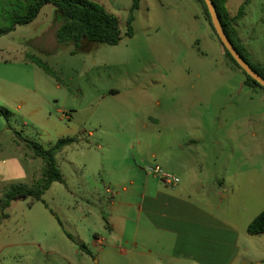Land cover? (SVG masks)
Instances as JSON below:
<instances>
[{
	"label": "rangeland",
	"instance_id": "1",
	"mask_svg": "<svg viewBox=\"0 0 264 264\" xmlns=\"http://www.w3.org/2000/svg\"><path fill=\"white\" fill-rule=\"evenodd\" d=\"M92 1L120 20L119 44L85 41L71 54L73 46L57 43L61 22L52 4L0 37V106L10 112L8 120L0 115V198L13 184L31 185L44 166L16 132L46 148L60 138H79L56 156L65 183L54 182L41 200L18 199L7 209L0 264H81L80 245L88 247L96 234L109 238L110 223L119 233L126 224L131 234V221L120 220L112 202L126 204L122 210L135 218L136 209L127 205L143 189L145 173L136 171L141 166L175 174L212 196L227 192L214 209L232 215L242 229L264 211V89L245 84L203 5L141 0L129 37L132 0ZM226 1L234 16L246 0ZM245 13L237 31L264 64V0H249ZM27 53L60 80L30 63ZM243 234V246L264 259V233ZM129 259L115 257L110 264Z\"/></svg>",
	"mask_w": 264,
	"mask_h": 264
},
{
	"label": "crops",
	"instance_id": "2",
	"mask_svg": "<svg viewBox=\"0 0 264 264\" xmlns=\"http://www.w3.org/2000/svg\"><path fill=\"white\" fill-rule=\"evenodd\" d=\"M191 143L194 145V141ZM146 168L141 166L136 170L145 173L143 189L137 202L127 205L136 209L135 218L122 210L126 204L119 203V207H115L112 202V211L120 213L117 217L131 221V234L126 235V224L119 228V233L116 224L110 223L113 233L109 238L96 234L86 246L90 254L86 251L76 253L81 257V264H90L89 257H92V264H110L115 257H131L130 264H148L151 260L154 264H264L261 252L243 246V232L248 227L242 229L239 220L214 209L223 206L229 196L227 192L219 191L212 196L203 189L194 190L182 184L181 179L177 184L168 185ZM216 182L219 187L225 184V180ZM135 184L133 178L130 185ZM121 188L128 190L126 184ZM101 239L104 245L108 240L111 244L107 248L99 246ZM61 256L66 261L71 260L68 255Z\"/></svg>",
	"mask_w": 264,
	"mask_h": 264
},
{
	"label": "trees",
	"instance_id": "3",
	"mask_svg": "<svg viewBox=\"0 0 264 264\" xmlns=\"http://www.w3.org/2000/svg\"><path fill=\"white\" fill-rule=\"evenodd\" d=\"M212 1L229 40L233 43L243 59L264 78V64L254 59L252 53L241 40L236 28L237 22L245 17V7L249 0L245 1L238 13L234 16L229 12L226 0ZM198 2L203 5L205 17L213 27L205 1L198 0ZM47 4H52L56 8L57 17L61 22L56 31L57 43L60 46H73L71 54H76L84 49L83 44L85 41L97 44L117 45L123 38L118 17L92 0H0V37L15 31L17 26L27 25L35 21L42 8ZM140 4L141 0H132L126 33L129 37L133 35L135 12L139 9ZM220 43L224 48L225 56L245 74V84L247 86H257L264 89V87L253 80L238 65L221 41ZM26 59L30 63L40 67L56 80H60L57 72L37 55L27 53ZM9 113V110L0 106V115L4 116L7 120ZM16 136L19 139L18 142L23 143L32 152L34 157L43 161L44 166L41 176L31 185L23 183L13 184L2 194L0 198V226L3 220L8 218L6 211L13 201L27 198L41 200L54 182L65 183L64 176L57 164L56 156L65 147L79 142V138L77 137L60 138L46 148L36 141L25 138L20 132H16ZM247 231L250 235L264 233V211L253 219ZM80 248L90 254L86 245L81 244Z\"/></svg>",
	"mask_w": 264,
	"mask_h": 264
},
{
	"label": "water",
	"instance_id": "4",
	"mask_svg": "<svg viewBox=\"0 0 264 264\" xmlns=\"http://www.w3.org/2000/svg\"><path fill=\"white\" fill-rule=\"evenodd\" d=\"M209 14L211 16L213 27L224 45V47L230 52L232 57L235 59V61L238 63V65L253 79L255 80L259 85L264 87V78L256 72L250 64L243 59V57L239 54V52L236 50L233 43L229 40L227 34L224 31V28L222 26V23L220 21V17L218 15V12L216 10V7L212 0H204Z\"/></svg>",
	"mask_w": 264,
	"mask_h": 264
},
{
	"label": "built area",
	"instance_id": "5",
	"mask_svg": "<svg viewBox=\"0 0 264 264\" xmlns=\"http://www.w3.org/2000/svg\"><path fill=\"white\" fill-rule=\"evenodd\" d=\"M147 172H150L152 174H155L156 176H158L162 182H164L165 184L171 185V184H177L180 181V178L175 176V175H171L168 173H164L160 168L156 167V168H146ZM104 245V240L101 239L99 241V246H103Z\"/></svg>",
	"mask_w": 264,
	"mask_h": 264
}]
</instances>
